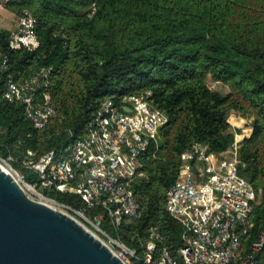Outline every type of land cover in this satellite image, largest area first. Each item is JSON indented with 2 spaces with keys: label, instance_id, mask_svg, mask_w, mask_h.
Returning a JSON list of instances; mask_svg holds the SVG:
<instances>
[{
  "label": "trees",
  "instance_id": "obj_1",
  "mask_svg": "<svg viewBox=\"0 0 264 264\" xmlns=\"http://www.w3.org/2000/svg\"><path fill=\"white\" fill-rule=\"evenodd\" d=\"M5 7L34 16L40 44L34 51L12 50V32L0 30V52L10 58L8 70L0 69V158L12 157L30 180L22 168L28 150L36 160L58 153L88 133L104 100L150 93L169 120L133 184L142 216L118 230L106 216L104 230L140 251L150 228L158 227L160 245L184 264L183 228L167 210L181 156L197 142L215 153L228 151L235 139L230 115L249 116L240 173L257 192L252 235L264 232V0H10ZM41 69L50 70L40 91L51 95L56 115L37 129L3 92L10 77L23 81ZM211 83L224 84L229 93ZM45 195L83 206L76 195ZM100 211L93 209L89 218Z\"/></svg>",
  "mask_w": 264,
  "mask_h": 264
},
{
  "label": "built area",
  "instance_id": "obj_2",
  "mask_svg": "<svg viewBox=\"0 0 264 264\" xmlns=\"http://www.w3.org/2000/svg\"><path fill=\"white\" fill-rule=\"evenodd\" d=\"M9 1L0 0V7ZM39 44L36 19L24 11L11 33L10 48L34 51ZM9 64V55L0 52V69L7 71ZM49 78V69L23 81L10 77L3 92L7 102L24 107L26 118L37 129H44L56 115L51 95L40 91L48 86ZM150 97V93H142L119 101L104 100L85 136L38 160L34 151H27L22 168L32 174L30 180L14 169L11 174L28 197L77 219L125 264H180L160 245L158 227L150 228L140 251L104 230L106 216L115 230L142 216L133 184L142 175L143 156L153 144L158 145L160 130L169 120ZM238 117L232 113L229 123L237 126L232 119ZM247 132L235 129V142L224 153L212 152L208 144L197 142L181 156L177 178L167 191V210L183 228L179 256L184 264H264V232L252 235L257 192L240 173V167H245L239 159L240 142ZM0 159L13 162L12 157ZM46 191L76 195L83 206L76 209L60 204L47 197ZM95 208L101 211L89 218Z\"/></svg>",
  "mask_w": 264,
  "mask_h": 264
},
{
  "label": "water",
  "instance_id": "obj_3",
  "mask_svg": "<svg viewBox=\"0 0 264 264\" xmlns=\"http://www.w3.org/2000/svg\"><path fill=\"white\" fill-rule=\"evenodd\" d=\"M0 264L125 263L77 219L28 197L0 166Z\"/></svg>",
  "mask_w": 264,
  "mask_h": 264
},
{
  "label": "rangeland",
  "instance_id": "obj_4",
  "mask_svg": "<svg viewBox=\"0 0 264 264\" xmlns=\"http://www.w3.org/2000/svg\"><path fill=\"white\" fill-rule=\"evenodd\" d=\"M21 19V15H17L16 13H14L12 10L6 8L5 6L0 7V30L2 29H7L10 30L11 32H13L14 30L17 29L19 22ZM211 86L214 90L220 92L223 95H226L229 93V88L227 86H225L222 83H211ZM237 116H239V120H235L236 122H238V125H232V131H234L235 129L238 130L239 133L242 132H247L245 135H249L252 131V127H251V123H252V119L249 116H243L241 114L235 113ZM230 121V118H229ZM235 142V139H234ZM231 153L227 154V157H230ZM0 166L5 169L8 170L10 173H12V169L16 170L21 176H23V172L21 169H15L13 162L11 160H6V163H4L1 159H0ZM59 209V208H57ZM78 218V217H77ZM79 219V218H78Z\"/></svg>",
  "mask_w": 264,
  "mask_h": 264
},
{
  "label": "bare ground",
  "instance_id": "obj_5",
  "mask_svg": "<svg viewBox=\"0 0 264 264\" xmlns=\"http://www.w3.org/2000/svg\"><path fill=\"white\" fill-rule=\"evenodd\" d=\"M5 171L9 172L8 170H5Z\"/></svg>",
  "mask_w": 264,
  "mask_h": 264
}]
</instances>
